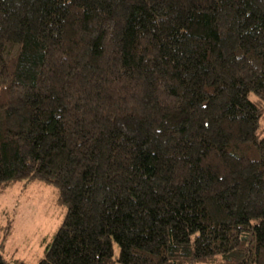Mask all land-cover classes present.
Listing matches in <instances>:
<instances>
[{"label": "trees", "instance_id": "16d2710c", "mask_svg": "<svg viewBox=\"0 0 264 264\" xmlns=\"http://www.w3.org/2000/svg\"><path fill=\"white\" fill-rule=\"evenodd\" d=\"M35 181L36 264H264V0H0V192Z\"/></svg>", "mask_w": 264, "mask_h": 264}, {"label": "rangeland", "instance_id": "374dc122", "mask_svg": "<svg viewBox=\"0 0 264 264\" xmlns=\"http://www.w3.org/2000/svg\"><path fill=\"white\" fill-rule=\"evenodd\" d=\"M66 206L46 181L18 183L0 192V251L9 261L36 264L60 227ZM115 254L119 247L114 245Z\"/></svg>", "mask_w": 264, "mask_h": 264}]
</instances>
